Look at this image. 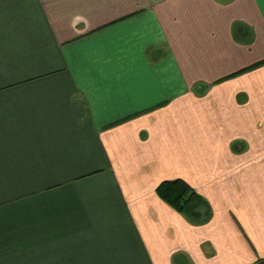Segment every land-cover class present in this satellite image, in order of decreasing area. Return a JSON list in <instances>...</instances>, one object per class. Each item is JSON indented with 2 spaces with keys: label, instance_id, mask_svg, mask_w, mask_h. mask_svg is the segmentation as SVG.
<instances>
[{
  "label": "crops",
  "instance_id": "0c3cea01",
  "mask_svg": "<svg viewBox=\"0 0 264 264\" xmlns=\"http://www.w3.org/2000/svg\"><path fill=\"white\" fill-rule=\"evenodd\" d=\"M262 61L264 0H0V264H264Z\"/></svg>",
  "mask_w": 264,
  "mask_h": 264
},
{
  "label": "trees",
  "instance_id": "16d2710c",
  "mask_svg": "<svg viewBox=\"0 0 264 264\" xmlns=\"http://www.w3.org/2000/svg\"><path fill=\"white\" fill-rule=\"evenodd\" d=\"M263 62L256 63L253 66ZM156 193L163 201L184 214L191 221L204 222L210 216L205 200L181 179L160 182L156 187Z\"/></svg>",
  "mask_w": 264,
  "mask_h": 264
}]
</instances>
